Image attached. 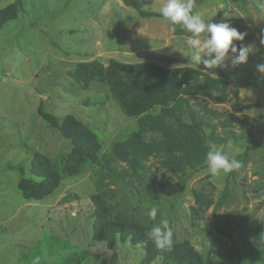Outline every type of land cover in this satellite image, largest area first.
<instances>
[{
  "label": "rangeland",
  "instance_id": "obj_1",
  "mask_svg": "<svg viewBox=\"0 0 264 264\" xmlns=\"http://www.w3.org/2000/svg\"><path fill=\"white\" fill-rule=\"evenodd\" d=\"M24 1L26 15L0 30V264H32L37 256L40 264H143L145 253L140 246L118 241L112 249L86 247L90 238L86 235L91 234L90 195L110 190L115 194L110 200L118 209L135 213L142 220L149 218L148 211L156 206L157 215L168 219L176 240L190 241L207 264H264V246L255 244L254 235L257 226L264 225V148L250 150L248 161L239 159L241 167L234 170V176H212L205 167L187 178L167 173L152 158L147 167L157 175V191L148 187L149 193L144 191L145 184L124 185L114 176L103 177L106 169L102 163L83 175L63 180L53 194L41 200H25L20 187L25 174L21 170L31 175L34 151L55 160L71 150L59 129L39 115L41 103L60 120L73 115L91 126L101 136L105 153L139 129L138 120L123 113L106 83L81 89L71 82L70 72L77 63L99 59L108 64L112 58L168 67L187 63L219 78L237 70L239 74L264 76L256 70L257 64L264 63V46L260 45L264 9L258 8L261 0H247L246 10L233 0H195L194 11L205 20H227L247 33L244 44L255 43L258 49L245 64L232 67L226 61L227 66L215 69L193 64L188 37L175 36L170 22L162 17H141L123 0ZM144 1V10L154 12L164 3ZM9 3L11 0H0V9ZM228 80V100L220 105L206 103L225 114L238 115L234 124L238 134L240 121L252 128V133L238 142L216 145L230 157H239L254 143L264 145V90L232 77ZM111 166L126 168L120 162ZM227 184L235 198L217 213L211 208L193 223V189L205 187L217 201ZM70 192L80 199L63 202ZM145 195L157 202H141ZM227 221L236 228L233 239L218 232V223ZM152 264L165 262L158 258Z\"/></svg>",
  "mask_w": 264,
  "mask_h": 264
},
{
  "label": "trees",
  "instance_id": "obj_2",
  "mask_svg": "<svg viewBox=\"0 0 264 264\" xmlns=\"http://www.w3.org/2000/svg\"><path fill=\"white\" fill-rule=\"evenodd\" d=\"M233 1L246 10L247 0ZM123 3L134 8L141 17H161L159 12L144 10V0H123ZM26 13L24 0H11V3L0 9V30ZM220 21L219 17L213 19V22ZM173 34L187 37L190 35L178 25H173ZM237 71L222 73L223 76L219 78L187 63L168 67L152 62L131 63L113 58L108 64L99 59L77 63L70 72L71 82L81 89H89L96 82L106 83L123 113L138 120L139 129L127 139L115 142L110 151L105 153L101 136L91 126L73 115H67L60 120L44 110L41 103L38 108L39 115L46 123L59 129L69 140L71 150L55 160L37 151L33 152L29 168L31 175H26V171L21 170L25 173L20 182L25 200H41L53 194L63 180L83 175L101 163L106 169L103 177L114 176L124 185L132 182L140 186L145 184L144 191L147 193L148 187L149 190L157 191V175L151 173L147 167V162L152 158L157 159L160 167L167 173L190 178L207 167L206 153L210 144L238 142L245 134L252 133V128H246L245 122L240 121L241 132L238 134L234 128L239 119L238 115L225 114L206 103L211 101L214 105H220L228 100L229 77L238 79L246 86L264 90V76L239 74ZM244 120L247 121V117ZM259 148H264V145L254 143L235 158L238 161H248L249 151ZM113 162H120L126 168L119 170L111 166ZM234 175L235 171H232L230 176ZM209 185L215 189L213 183L209 182ZM112 193L110 190L90 195L91 234L86 235L90 237L86 247L105 246L112 249L119 241L122 244L140 246L145 253L143 264H152L158 258L163 259L165 264H207L190 241H177L174 233L170 248L157 249L147 239L146 233L154 224H159L160 215L155 220H142L135 213L120 210L110 200L115 195ZM212 194L205 187L193 189L194 203L190 208L193 223L200 220L211 208L217 213L234 197L230 184L225 186L217 201ZM75 199L79 200L80 196L70 192L63 198V202ZM140 201L156 203L157 199L145 195ZM235 229L228 221L224 225L218 223V232L229 239H233ZM254 235L255 241L257 240L254 241L255 244L264 246V225H258Z\"/></svg>",
  "mask_w": 264,
  "mask_h": 264
},
{
  "label": "clouds",
  "instance_id": "obj_3",
  "mask_svg": "<svg viewBox=\"0 0 264 264\" xmlns=\"http://www.w3.org/2000/svg\"><path fill=\"white\" fill-rule=\"evenodd\" d=\"M194 7L195 0H164L159 8L164 20L172 25H178L190 34L187 45L191 50L190 59L194 65L203 64L205 69H215L227 66L225 62L228 61L232 67H236L247 63L249 55L258 51L255 43H243L247 33L232 27L227 20L220 22L205 20L199 12L194 11ZM258 8L264 9V0H261ZM223 15L229 17L227 14ZM260 45L264 46V32L260 34ZM256 70L264 74V63L257 64ZM206 164L212 176L228 174L241 167L235 154L230 157L215 144L209 145ZM158 211L159 209L153 206L147 215L155 220ZM72 215L75 216L76 213L73 212ZM146 237L159 250L170 248L173 243V230L169 226L168 219L161 218L159 224H154L146 233ZM32 264H40V257H35Z\"/></svg>",
  "mask_w": 264,
  "mask_h": 264
}]
</instances>
